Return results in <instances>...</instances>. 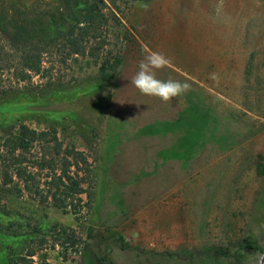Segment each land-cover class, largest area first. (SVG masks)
I'll use <instances>...</instances> for the list:
<instances>
[{"label":"rangeland","instance_id":"rangeland-1","mask_svg":"<svg viewBox=\"0 0 264 264\" xmlns=\"http://www.w3.org/2000/svg\"><path fill=\"white\" fill-rule=\"evenodd\" d=\"M123 10L112 78L86 59L48 58L0 108V123L55 129L92 171L76 214L26 194L1 199L0 264L29 247L36 264H256L260 252L239 245L264 249V0H130ZM145 46L171 59L157 76L186 82L182 96L164 103L131 84ZM32 226L80 241L62 246L53 233L38 245Z\"/></svg>","mask_w":264,"mask_h":264},{"label":"trees","instance_id":"trees-1","mask_svg":"<svg viewBox=\"0 0 264 264\" xmlns=\"http://www.w3.org/2000/svg\"><path fill=\"white\" fill-rule=\"evenodd\" d=\"M130 0H32L4 7L0 1V108L10 96L29 90L35 76L46 70L48 58L86 59L98 67L101 78H112L121 64L123 37L114 32ZM26 86V87H25ZM91 163L87 155L66 146L55 129H36L20 123H0V201L26 194L40 204H51L76 214L82 196H90ZM18 233V230H11ZM60 244L79 242L72 232L53 229ZM32 226L25 233L41 245L47 235ZM114 242L123 248L121 237ZM239 249L264 252L252 240ZM35 248L12 254L9 264H36ZM39 264H46L42 261Z\"/></svg>","mask_w":264,"mask_h":264},{"label":"clouds","instance_id":"clouds-1","mask_svg":"<svg viewBox=\"0 0 264 264\" xmlns=\"http://www.w3.org/2000/svg\"><path fill=\"white\" fill-rule=\"evenodd\" d=\"M143 52L144 57L138 64V71L131 78V84L142 95L168 103L173 98L182 96L189 89L186 82L172 78L166 80L158 78L159 71L171 67L172 61L169 57L147 46L144 47ZM256 264H264V252L256 253Z\"/></svg>","mask_w":264,"mask_h":264}]
</instances>
